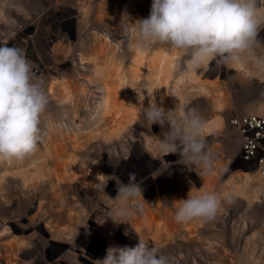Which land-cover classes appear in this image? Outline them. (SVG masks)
<instances>
[{"label":"rangeland","instance_id":"374dc122","mask_svg":"<svg viewBox=\"0 0 264 264\" xmlns=\"http://www.w3.org/2000/svg\"><path fill=\"white\" fill-rule=\"evenodd\" d=\"M141 1L126 21L132 28L136 19L150 14L152 0ZM125 2L0 0V46L23 50L35 78L45 79L42 86L49 97L34 151L21 159L0 158V264H99L108 247L132 248L140 240L158 248L172 264H264V178L239 164V141L229 124L246 114L264 116V30L239 63L217 59L190 75L186 55L168 45L138 52L136 38L122 29ZM83 8H88L86 19ZM98 13L101 22L94 19ZM166 53L172 55L170 89L157 88V96H165L158 106L197 110L205 121L206 146L216 169L211 175L200 176V169L188 168L178 153L159 152L156 143L167 125L162 130L153 124L149 130L124 118L114 125L112 100L106 96L102 115L92 118L109 72L127 81L136 57L141 59L132 84L136 91L126 94L123 103L129 109L123 112L141 116L151 93L149 98L140 89ZM214 89L228 94V108L215 107ZM39 160L47 163L25 188L22 178H28V168L39 167ZM133 175L143 189L141 203L147 211L116 225L107 219L109 205L96 188L108 181L105 192L114 199L117 180L127 184ZM191 187L221 198L230 193L232 199H222L213 220L177 222L176 208Z\"/></svg>","mask_w":264,"mask_h":264},{"label":"clouds","instance_id":"9594fccd","mask_svg":"<svg viewBox=\"0 0 264 264\" xmlns=\"http://www.w3.org/2000/svg\"><path fill=\"white\" fill-rule=\"evenodd\" d=\"M261 30H264V0H152L149 16L136 20L130 35L136 38L140 54H147L154 44L180 51L187 57L186 72L193 75L213 60L239 63L241 55L259 43ZM140 91L154 94V82L146 80ZM48 103L42 82L35 78L23 50L0 46V158L21 159L34 151L40 118ZM141 117L140 122L149 130L153 124L160 125L162 130L168 126L167 131H162L163 139L158 138L156 143L163 156L178 153L188 168L200 169V176L216 171L206 146L205 121L196 109L166 111L150 99L148 107L142 108ZM107 183L96 188L109 205L107 219L119 225L143 213V189L135 182L134 175L127 184L117 180L114 199L105 192ZM222 199L230 203L231 194L221 198L215 192L191 187L187 197L180 199L175 219L177 222L213 220ZM98 261L99 264H172L158 248L141 240L132 248L110 246L105 258Z\"/></svg>","mask_w":264,"mask_h":264},{"label":"bare ground","instance_id":"6f19581e","mask_svg":"<svg viewBox=\"0 0 264 264\" xmlns=\"http://www.w3.org/2000/svg\"><path fill=\"white\" fill-rule=\"evenodd\" d=\"M143 5L141 0H135L131 3H126L122 6L121 9V16L122 19L124 20L122 29H129V32H131L132 27L128 26V24L126 25V21L129 20V18H131V15L133 14L132 11L137 10L138 7H141ZM111 8V7H110ZM87 9L88 8H83L81 11L83 13L82 18L86 19L88 17L87 14ZM106 9H109L108 6L106 7ZM103 17V16H102ZM101 15L98 13V15H96V17L94 18L96 20V22H101L102 20ZM107 18H111V16H107ZM134 20L137 17H134ZM94 20V23H95ZM137 20V19H136ZM104 36L107 38L108 36L106 34H104ZM109 39V37L107 38V40ZM41 49V48H40ZM42 51L45 49H41ZM40 50V51H41ZM38 51V50H37ZM39 51V52H40ZM44 52V51H43ZM81 54H83L81 52ZM41 56V55H40ZM171 54L170 53H166L165 55H163V57L159 60V62L157 63V68L156 66H152L150 69V75H151V81L154 82V87L155 91L154 94L151 93V100L155 101L157 105H162L163 102L165 101L164 98L165 96H157V88L158 89H164L166 90V88L170 89V79H171V75H170V66H171V61L169 60L171 58ZM47 60V59H46ZM84 59L81 58L79 59V63L80 66L81 64L84 63L83 61ZM140 64H141V59L139 57H136V60L134 61V63L132 64V69L130 70V76L129 79L127 81H123V78H121L117 72L110 71L109 75H108V80H105L102 88H100V91H98V97L96 99V107L93 110V115L92 118H97L99 116L102 115L104 108H105V104H106V98L105 96L108 98V100H112V105L111 108L109 109V113L111 116V119L115 122L114 125H121L122 124V120L123 118L126 119H130L132 121L137 122V124L139 125V127L142 128H146L140 121H141V116L138 115L136 112H130L127 115L123 112V111H127V109H129V104L125 101L123 103V100L127 98L126 94H129L132 91V84H134V81L137 79L139 73H140ZM149 69V70H150ZM44 73V72H43ZM45 77V76H44ZM92 76H90L91 78ZM42 80V79H41ZM45 80V79H44ZM44 80L42 81L44 83ZM78 80V79H77ZM48 81V80H47ZM53 81V80H52ZM79 81V80H78ZM50 82V81H49ZM88 82V81H87ZM93 82V81H91ZM70 83V82H69ZM102 83V82H101ZM72 85V84H71ZM45 87V86H44ZM57 87V86H56ZM55 87V88H56ZM76 87V86H75ZM47 89V88H46ZM53 86L49 87V93L54 92L53 90ZM62 89V88H61ZM64 89V88H63ZM215 94H213V100H214V105L216 108H218V110H223L225 108H228L229 105L227 103V98H228V94H224L223 92H221V90H216L214 89ZM68 93V92H67ZM75 93V92H74ZM86 93V92H85ZM54 94V93H53ZM69 94V93H68ZM71 94V93H70ZM60 95V94H59ZM79 95V94H78ZM87 95V94H86ZM62 96V95H61ZM64 96V95H63ZM84 96V95H83ZM53 97V96H52ZM56 97V96H55ZM65 97V96H64ZM69 97V96H68ZM49 98V97H48ZM71 99V98H70ZM69 100V99H68ZM52 101V100H51ZM72 101V100H71ZM57 102V101H56ZM60 102V99H59ZM60 104V103H59ZM70 104V103H69ZM83 105V104H82ZM124 106V107H123ZM148 107V106H147ZM69 108V107H68ZM68 108L66 110H68ZM70 109V108H69ZM60 110V109H59ZM64 110V108H63ZM52 111V110H51ZM72 111V110H71ZM53 112V111H52ZM56 112V110H55ZM123 113L124 116L123 117ZM64 114V113H63ZM107 120V119H106ZM110 122V121H109ZM108 122V123H109ZM127 122V121H126ZM117 125V126H118ZM111 126V125H110ZM114 128V126H112ZM110 128V127H109ZM117 129V128H116ZM208 129V128H207ZM114 130V129H113ZM77 145V144H76ZM75 149L78 148V146H73ZM74 149V150H75ZM240 149V146H239ZM47 150V149H46ZM81 150V149H80ZM240 158V151L238 152V158L237 160L239 161ZM42 159V158H41ZM45 161V160H44ZM36 161L39 167H31L30 169L28 168L27 170V177L28 178H22V183L23 186L25 188L28 187L29 185V180L34 179L35 177H37L38 174L41 173V166L46 164L47 162L45 161ZM33 163V162H32ZM64 163H61V165H63ZM239 164L249 168V166H246L247 164L241 163V161H239ZM52 168V167H51ZM61 168V167H60ZM251 170L256 173L259 177L264 178L262 176H260L258 174L257 168L254 167L252 169V167H250ZM67 169V168H66ZM50 170V169H49ZM49 172V171H48ZM54 173V172H53ZM62 173V172H61ZM65 173V172H64ZM63 174V173H62ZM98 174V173H97ZM99 176V175H97ZM40 177V176H39ZM43 177V176H42ZM38 178V177H37ZM258 187V186H257ZM92 188L93 191V186H90V189ZM207 188V187H206ZM208 189V188H207ZM3 196V195H2ZM7 196V195H5ZM6 198V197H5ZM6 201V200H5ZM10 207V205H9ZM147 208H145L144 206V213H146Z\"/></svg>","mask_w":264,"mask_h":264},{"label":"built area","instance_id":"2783aa9c","mask_svg":"<svg viewBox=\"0 0 264 264\" xmlns=\"http://www.w3.org/2000/svg\"><path fill=\"white\" fill-rule=\"evenodd\" d=\"M229 124L236 130L241 163L257 168L258 174L264 177V116L246 114L233 117ZM19 264H36L27 261Z\"/></svg>","mask_w":264,"mask_h":264},{"label":"crops","instance_id":"0c3cea01","mask_svg":"<svg viewBox=\"0 0 264 264\" xmlns=\"http://www.w3.org/2000/svg\"><path fill=\"white\" fill-rule=\"evenodd\" d=\"M133 1H135V0H126V2H125V3H123V4H126V3H131V2H133Z\"/></svg>","mask_w":264,"mask_h":264}]
</instances>
